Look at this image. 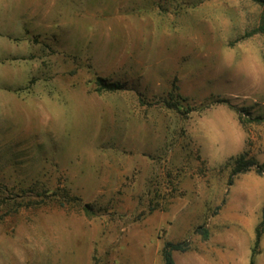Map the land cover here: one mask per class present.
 I'll list each match as a JSON object with an SVG mask.
<instances>
[{
	"label": "rangeland",
	"instance_id": "obj_1",
	"mask_svg": "<svg viewBox=\"0 0 264 264\" xmlns=\"http://www.w3.org/2000/svg\"><path fill=\"white\" fill-rule=\"evenodd\" d=\"M261 25L255 0H0V264H164L166 241L250 264L264 170L229 175L264 167Z\"/></svg>",
	"mask_w": 264,
	"mask_h": 264
},
{
	"label": "trees",
	"instance_id": "obj_2",
	"mask_svg": "<svg viewBox=\"0 0 264 264\" xmlns=\"http://www.w3.org/2000/svg\"><path fill=\"white\" fill-rule=\"evenodd\" d=\"M255 1L264 6V0H255ZM259 31H264V27L262 25L252 29L251 31H249L247 33H245V36H249V35L256 33V32H259ZM94 82L96 84V90H98V91L114 92V91L122 90L125 88L124 87L125 85L121 82L108 81L105 78H102L100 76L95 77ZM170 97L173 98V94L171 92H170ZM214 102L230 104L229 100L227 98H224V97H219L216 100H214ZM164 104H166V106H168V107L180 110V108L177 106V103H175V102L165 100ZM231 106L234 107L233 105H231ZM234 108L238 114L239 120L244 121L245 118L243 116L245 114V109L243 107H234ZM254 120L259 121L260 117H254ZM233 163H234V165H233V168H232L231 173L229 175V184H231L232 178L234 176H236L237 174H240L242 172H245L247 170H250L251 168H254L258 173H260L264 170L263 165L257 164L255 161L250 160L248 158H245V156L243 154H240L237 157H235L233 160ZM22 192H26V189H22ZM39 195L42 197H41V199L36 200V201L30 199L29 194H27L26 196L24 195V196H22L20 201H18L16 203H12V205L14 206L13 208L17 209L19 207L35 206V205L43 203L45 201V198H49L51 196H54L55 194H54V192H52V193H40ZM61 198H62V200H64V202H69V203L76 200L75 199L76 197L68 195V193H65L64 195H62ZM81 208L87 215H93L94 214L93 210L91 209L90 205H88V204H82ZM198 229L201 230V233L204 236L208 235V229L207 228L199 227ZM263 232H264V205L262 207L261 220L255 229V240H254V247L251 250L250 264L254 263V255L256 253V247L259 244V241H260V238H261V235L263 234ZM187 248H188V245L184 241H177V242L166 241L162 247V258H163L164 264H175L173 257H172V252L175 250L185 251ZM96 264H99V263H96Z\"/></svg>",
	"mask_w": 264,
	"mask_h": 264
}]
</instances>
